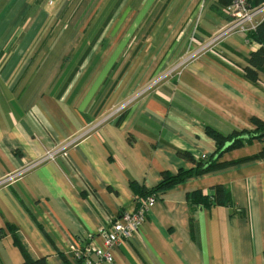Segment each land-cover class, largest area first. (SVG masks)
<instances>
[{
  "label": "crops",
  "instance_id": "crops-1",
  "mask_svg": "<svg viewBox=\"0 0 264 264\" xmlns=\"http://www.w3.org/2000/svg\"><path fill=\"white\" fill-rule=\"evenodd\" d=\"M226 3L0 0V180L73 141L0 186V264H21V249L78 264L74 253L101 246V230L164 175L211 158L213 132L264 122V68L245 71L260 46L234 32L198 51L228 28ZM216 163L157 191L111 264H264V140ZM217 186L229 205L191 200Z\"/></svg>",
  "mask_w": 264,
  "mask_h": 264
},
{
  "label": "built area",
  "instance_id": "built-area-1",
  "mask_svg": "<svg viewBox=\"0 0 264 264\" xmlns=\"http://www.w3.org/2000/svg\"><path fill=\"white\" fill-rule=\"evenodd\" d=\"M54 1L55 0H48V4L52 5ZM223 12L231 19L228 28L209 38L208 41L200 47L198 50L199 52L214 49L224 38L234 32L247 35L250 31L255 30L258 24L264 20V3L257 7H251L248 0H229L223 7ZM192 41L193 39H191V42ZM169 75H171V73H168L161 79H165ZM122 108L123 107L119 108L117 112ZM72 144L73 141H70L59 148L46 152L35 164L0 180V186L14 178H19L36 164L55 160L58 154L64 153ZM201 159L205 160L206 158L203 156ZM155 203L156 195L152 194L144 201L136 204L131 211H123L118 220L113 222L108 228L101 230V246L89 244L82 251L80 250L74 253V257L78 261V264H111L113 261L112 251L119 246L123 240L129 239L139 232V229Z\"/></svg>",
  "mask_w": 264,
  "mask_h": 264
},
{
  "label": "trees",
  "instance_id": "trees-1",
  "mask_svg": "<svg viewBox=\"0 0 264 264\" xmlns=\"http://www.w3.org/2000/svg\"><path fill=\"white\" fill-rule=\"evenodd\" d=\"M229 0H227V3ZM226 3V4H227ZM251 7H257L264 3V0H248ZM246 37L251 41L257 43L260 48L253 53H250L246 59L247 68L246 76L250 80L256 79V72L264 68V20H262L255 30L250 31ZM253 125L255 129L253 131L242 130L234 132L228 136H222L218 133H212L216 140V152L215 154L206 161H200L195 169H190L188 171H180L176 175H164L161 182H159L149 194L144 196V198H139L138 202L144 201L148 196L155 194L157 191H165L171 187L183 183L186 179L199 176L202 174L210 173L222 167L221 164L216 163V159L220 157L222 153L234 150L245 144L250 143L253 140H264V122L258 119H254ZM131 187L136 189L137 186L134 182H131ZM215 189V195L213 198H204L201 196L200 192H194L190 195L191 200L198 202L204 206L210 207L214 205H229L230 199L229 195L225 192V189L221 186H217ZM22 250L23 262L21 264H46L44 258L33 260L31 259L24 249Z\"/></svg>",
  "mask_w": 264,
  "mask_h": 264
}]
</instances>
